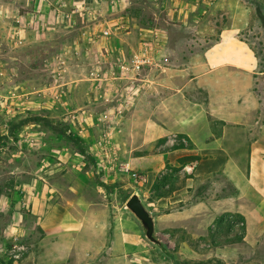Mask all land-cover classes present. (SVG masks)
I'll list each match as a JSON object with an SVG mask.
<instances>
[{
    "label": "rangeland",
    "instance_id": "374dc122",
    "mask_svg": "<svg viewBox=\"0 0 264 264\" xmlns=\"http://www.w3.org/2000/svg\"><path fill=\"white\" fill-rule=\"evenodd\" d=\"M226 31L251 46L264 71V8L255 0H0V264H41L38 253L52 252L50 242L39 245L40 230L11 241L5 231L14 212L30 213L23 201L44 196L64 177L88 173L92 186V141L106 138L121 115L106 105L122 106L124 89L141 76L182 68ZM144 47L159 62L136 73L131 60ZM129 197L123 189H103L109 226L96 234L110 241L118 228L142 250L128 260L93 254L92 264H240L244 258L217 251L230 245L224 241L239 233L241 219L223 216L206 238L188 241L189 249L155 233L161 251L139 227L136 233L127 226L134 219L125 209ZM252 257L255 263L264 254Z\"/></svg>",
    "mask_w": 264,
    "mask_h": 264
},
{
    "label": "crops",
    "instance_id": "0c3cea01",
    "mask_svg": "<svg viewBox=\"0 0 264 264\" xmlns=\"http://www.w3.org/2000/svg\"><path fill=\"white\" fill-rule=\"evenodd\" d=\"M255 1L264 8V0ZM103 44L110 46L107 40ZM258 66L251 46L226 31L182 68L141 76L135 87L124 89L127 99L120 108L106 105V111L120 109L121 115L115 122L107 117L112 131L92 141V186L81 172L64 177L44 196L23 201L30 213L12 214L5 240L42 231L39 245L53 246L52 252L38 253L41 264H92L93 254L127 258L142 250L139 241L118 228L110 241L96 234L109 226L103 189H123L140 198L155 233L187 249L188 241L206 238L223 216H239L242 241L218 254L241 253L240 264H264L263 257L251 262L252 255L264 254V98L259 95L264 71ZM92 91L98 92L96 85ZM130 172L146 182L135 183ZM127 226L142 230L135 218Z\"/></svg>",
    "mask_w": 264,
    "mask_h": 264
},
{
    "label": "water",
    "instance_id": "95a60500",
    "mask_svg": "<svg viewBox=\"0 0 264 264\" xmlns=\"http://www.w3.org/2000/svg\"><path fill=\"white\" fill-rule=\"evenodd\" d=\"M125 209L139 222L145 239L164 251V247L155 237L154 221L137 195H132L125 203Z\"/></svg>",
    "mask_w": 264,
    "mask_h": 264
},
{
    "label": "built area",
    "instance_id": "2783aa9c",
    "mask_svg": "<svg viewBox=\"0 0 264 264\" xmlns=\"http://www.w3.org/2000/svg\"><path fill=\"white\" fill-rule=\"evenodd\" d=\"M154 62H159V57L154 58L149 56L148 50L144 47L137 54H135L131 60V68L134 72L139 73L144 67L151 66ZM130 178L135 181V183H145L146 177L139 173L130 172Z\"/></svg>",
    "mask_w": 264,
    "mask_h": 264
},
{
    "label": "trees",
    "instance_id": "16d2710c",
    "mask_svg": "<svg viewBox=\"0 0 264 264\" xmlns=\"http://www.w3.org/2000/svg\"><path fill=\"white\" fill-rule=\"evenodd\" d=\"M34 120H38V118H36V119H34ZM73 136V135H72ZM69 133L67 134V137H68V139H70L71 141H80V139H78V138H74V137H72ZM81 156H85V157H88L89 158V155H88V153H87V151H85V149L83 148V147H79V149H78V151H77ZM102 186H104L103 184H101ZM224 217H226V216H224ZM235 218H238V219H240V217L239 216H235ZM220 220H221V218L219 219V220H217L216 222H215V224H217V223H220ZM238 230H239V233H236V234H234V235H231V237L229 238V239H226L225 241H224V243H228V244H232V243H237V242H241L242 241V239H243V237H244V231H243V221L241 220V222H240V226H238Z\"/></svg>",
    "mask_w": 264,
    "mask_h": 264
}]
</instances>
